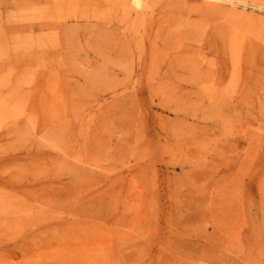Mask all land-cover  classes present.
<instances>
[{
  "label": "rangeland",
  "instance_id": "obj_1",
  "mask_svg": "<svg viewBox=\"0 0 264 264\" xmlns=\"http://www.w3.org/2000/svg\"><path fill=\"white\" fill-rule=\"evenodd\" d=\"M0 0V264H264V0Z\"/></svg>",
  "mask_w": 264,
  "mask_h": 264
},
{
  "label": "bare ground",
  "instance_id": "obj_2",
  "mask_svg": "<svg viewBox=\"0 0 264 264\" xmlns=\"http://www.w3.org/2000/svg\"><path fill=\"white\" fill-rule=\"evenodd\" d=\"M130 2H132V3L134 4V6L136 5L137 8H138L139 6H141V4H143V3L141 2V0H130Z\"/></svg>",
  "mask_w": 264,
  "mask_h": 264
}]
</instances>
